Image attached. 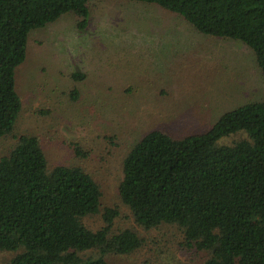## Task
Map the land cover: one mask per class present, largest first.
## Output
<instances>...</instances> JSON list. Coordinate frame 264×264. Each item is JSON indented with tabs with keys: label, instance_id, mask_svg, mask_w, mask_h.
I'll return each mask as SVG.
<instances>
[{
	"label": "trees",
	"instance_id": "obj_1",
	"mask_svg": "<svg viewBox=\"0 0 264 264\" xmlns=\"http://www.w3.org/2000/svg\"><path fill=\"white\" fill-rule=\"evenodd\" d=\"M91 1L0 0V252L14 254L8 264H110L107 257L144 244L134 230L114 229L118 210L101 208V187L81 165L50 167L38 137L16 134V69L30 32L68 13L85 30ZM109 1L154 5L199 34L239 41L264 78V0ZM238 134L244 138L220 144ZM118 194L137 227L176 228L182 248L201 255V264H264V98L222 114L202 134L148 133L123 159ZM94 216L102 221L97 230L84 224Z\"/></svg>",
	"mask_w": 264,
	"mask_h": 264
},
{
	"label": "rangeland",
	"instance_id": "obj_2",
	"mask_svg": "<svg viewBox=\"0 0 264 264\" xmlns=\"http://www.w3.org/2000/svg\"><path fill=\"white\" fill-rule=\"evenodd\" d=\"M89 9L83 31L68 13L30 32L16 69L22 101L16 134L38 137L50 167L81 165L101 187V208L118 210L114 229H132L143 239L132 255L107 257L110 264H201V255L182 248L176 228L144 231L133 222L118 194L122 162L152 131L174 139L202 134L222 114L263 99L254 54L239 41L199 34L154 5L92 0ZM74 73L84 79L73 80ZM75 146L87 158L77 159ZM84 224L97 230L102 221L94 216ZM13 255L0 252V264Z\"/></svg>",
	"mask_w": 264,
	"mask_h": 264
}]
</instances>
